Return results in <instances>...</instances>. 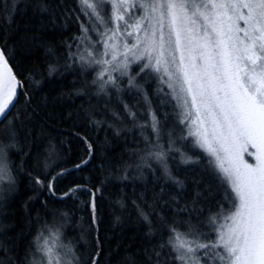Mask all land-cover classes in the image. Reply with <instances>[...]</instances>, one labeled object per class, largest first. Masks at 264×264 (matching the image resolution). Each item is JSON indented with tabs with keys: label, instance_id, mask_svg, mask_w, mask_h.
Wrapping results in <instances>:
<instances>
[{
	"label": "trees",
	"instance_id": "1",
	"mask_svg": "<svg viewBox=\"0 0 264 264\" xmlns=\"http://www.w3.org/2000/svg\"><path fill=\"white\" fill-rule=\"evenodd\" d=\"M82 8L80 0H0V47L23 82L0 122V161L7 156L13 180L0 202V264H33L36 237L57 229L59 240L62 234L74 245V264L94 258L97 264H181L169 243L172 229L215 240L213 228L233 211L225 198L230 189L181 123L180 106L157 74L140 73L137 63L120 78L119 91L102 92L93 83L97 67L80 61ZM130 76L139 88L129 87ZM149 108L159 121V144L173 149L167 171L149 155L157 141ZM65 169L51 194L48 182ZM76 186L75 195H63ZM197 255L202 264H219L213 251Z\"/></svg>",
	"mask_w": 264,
	"mask_h": 264
},
{
	"label": "snow or ice",
	"instance_id": "2",
	"mask_svg": "<svg viewBox=\"0 0 264 264\" xmlns=\"http://www.w3.org/2000/svg\"><path fill=\"white\" fill-rule=\"evenodd\" d=\"M80 3L85 15L95 18L94 31L96 24L104 26L99 33L104 50L94 53L86 49L87 56H80L83 64L101 67L93 83L99 82L102 92L108 86L119 91V80L128 75L132 63L139 64L140 73L157 74L178 105L186 109L181 113V123L190 120L194 112L192 122L200 127L189 135H195L197 146L205 148L214 158L209 163L230 189L225 198L233 211L223 217L228 223L213 228L215 240L201 234L207 239L202 242L195 233L172 229L174 235L169 243L177 253L176 259L181 264H202L197 253L204 249L213 251L212 259L219 264H264V0H80ZM81 27L85 34L89 31L84 25ZM121 56L123 59H119ZM128 84L140 87L134 76L129 77ZM17 87H23V82L17 81L0 49V117L6 119L14 107ZM144 100L150 104L147 94ZM125 109L135 117L127 105ZM149 115L150 126L157 133L149 155L164 164L167 171V156L173 149L165 150L159 144V121L150 108ZM88 147L91 152L92 146ZM2 155L0 147V158ZM181 157L185 163L192 162L184 153ZM67 171L70 170L57 173L48 182L51 194L55 195L53 181ZM5 176L10 179L6 166L0 164V180ZM36 183L44 186L39 178ZM80 187L69 188L63 195H75ZM92 195L94 198L95 193ZM92 206L95 210L94 199ZM210 223L217 225V218H210ZM36 245L40 258L33 264L76 261L73 250L59 241L58 229L49 230L48 236L41 232ZM208 254L205 251L204 255ZM92 264H97L95 258Z\"/></svg>",
	"mask_w": 264,
	"mask_h": 264
},
{
	"label": "rangeland",
	"instance_id": "3",
	"mask_svg": "<svg viewBox=\"0 0 264 264\" xmlns=\"http://www.w3.org/2000/svg\"><path fill=\"white\" fill-rule=\"evenodd\" d=\"M107 8V5L105 6ZM93 24H95V18L90 19L87 16V22L84 25L85 27H87L89 29V31L85 34L84 33V38H83V45H82V51H84L83 55L87 56V52L86 49H90L91 51H93L94 53H98L104 50V46H103V42L101 39V36L99 35L100 32L104 31V26L103 25H99L96 24V30H93ZM141 36H143V32L140 33ZM89 37L90 39L86 38ZM98 39V42L101 43V46H99V43L96 44V40ZM129 40H131V38H129ZM121 52H123V48L121 47ZM97 58H99V56L97 55ZM128 58L131 59V53L128 54ZM105 59H110V57H105ZM119 59H123V56H121ZM137 64V63H132L128 69V75H130L131 71H132V67ZM93 67H97V72H99L101 70V67L98 65H93ZM113 75H119L118 73H113ZM126 75V76H128ZM125 77V76H123ZM178 102V101H177ZM180 111L181 113L183 111H186V109H182L180 107ZM182 116V115H181ZM183 118V117H182ZM195 120V115L193 112V116L190 118V120L186 121L187 123V127H188V132H191L193 134H195L198 130H199V125L197 123H193L192 121ZM196 143V139L197 137L195 135H191ZM245 158L247 159V154H245ZM249 162H253L252 160ZM0 164H3L4 166H6L7 172L10 174V179L8 176H5L2 180H0V202L5 198V193L11 189V186L13 185L12 182V177H11V173H10V166L8 164V160H7V156L3 157L2 162L0 161ZM228 223V221L226 222ZM45 236L49 235V231H46L44 233ZM60 242H62L64 245H67L68 247H70L74 254H75V249H74V245L69 243L67 240L64 239L63 235H60ZM76 260H77V256L75 254ZM37 258V259H36ZM40 258V254L35 255V259L38 260ZM75 262V261H74Z\"/></svg>",
	"mask_w": 264,
	"mask_h": 264
},
{
	"label": "water",
	"instance_id": "4",
	"mask_svg": "<svg viewBox=\"0 0 264 264\" xmlns=\"http://www.w3.org/2000/svg\"><path fill=\"white\" fill-rule=\"evenodd\" d=\"M0 49H1V47H0ZM5 57H6V56H5ZM6 59H7V58H6ZM8 65H9V67H11V65L9 64V62H8ZM11 69H12V67H11ZM12 72H13V74L15 75L13 69H12ZM15 76H16V75H15ZM16 79H17V78H16ZM17 81H18V79H17ZM19 93H20V87H17V96H16V98H15L14 104L16 103V101H17V99H18ZM12 108H13V107L10 108V111H11ZM10 111H9V112H10ZM3 119H4V117H0V122H1Z\"/></svg>",
	"mask_w": 264,
	"mask_h": 264
}]
</instances>
